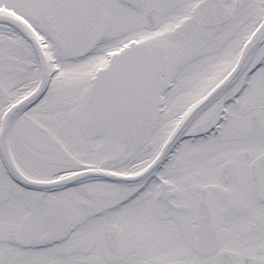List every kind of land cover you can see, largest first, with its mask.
Returning <instances> with one entry per match:
<instances>
[{"label":"snow or ice","instance_id":"obj_1","mask_svg":"<svg viewBox=\"0 0 264 264\" xmlns=\"http://www.w3.org/2000/svg\"><path fill=\"white\" fill-rule=\"evenodd\" d=\"M0 264H264V0H0Z\"/></svg>","mask_w":264,"mask_h":264}]
</instances>
